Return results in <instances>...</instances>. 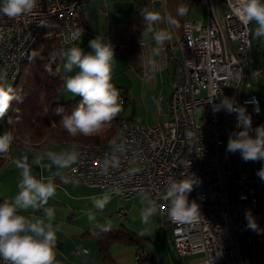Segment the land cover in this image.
Masks as SVG:
<instances>
[{
    "label": "built area",
    "instance_id": "built-area-1",
    "mask_svg": "<svg viewBox=\"0 0 264 264\" xmlns=\"http://www.w3.org/2000/svg\"><path fill=\"white\" fill-rule=\"evenodd\" d=\"M77 1L39 0L32 14L15 19L0 15L8 20V28L0 29V70L9 78L18 54L36 33V23L49 16H56L54 36L66 38V50L77 46L79 39H73L71 33L76 28L84 30L83 10H76ZM196 1L205 6L207 17L204 22L183 26L181 72L172 80L169 120L130 127L112 153L78 152L77 163L66 168L57 181L59 185L112 190L125 203L146 195L165 217L167 179L174 176L175 167H182V177L174 176L176 179L189 173L199 178L189 200L200 204L203 219L193 224L175 222L177 253L183 258L203 255L194 264H264V180L258 176L264 160L245 162L240 152L226 151L230 134L243 129L236 127V113L213 111L223 97L232 98L251 115L253 129L264 126V99L246 94L251 81L263 78L264 71L248 58L251 27L235 11L243 1ZM163 65L161 62L158 68ZM178 90H185V98H178ZM183 113H190V121H183ZM189 132L193 150L185 151ZM250 134L255 137L254 131ZM112 155L118 157L119 167L109 166ZM136 168L140 171H130ZM126 215L125 209L118 210L120 221ZM248 219L254 220L255 230L248 227ZM144 258L137 249V264Z\"/></svg>",
    "mask_w": 264,
    "mask_h": 264
},
{
    "label": "clouds",
    "instance_id": "clouds-1",
    "mask_svg": "<svg viewBox=\"0 0 264 264\" xmlns=\"http://www.w3.org/2000/svg\"><path fill=\"white\" fill-rule=\"evenodd\" d=\"M39 0H0V15L15 19L29 15L38 7ZM185 8L177 9L178 15H183ZM238 18L244 24L255 22V36L264 38V0H243L236 9ZM145 21L144 34L153 31V24L160 17L153 13L142 14ZM170 24H175L174 19H169ZM83 29L76 28L72 31L73 39H79L83 35ZM171 39V34L160 31L154 34V40L158 47L154 48L153 54L158 55L166 40ZM91 51L79 46H72L60 55L65 60L64 71L72 73L78 71L64 80V89L73 96L82 97L79 104L65 114L63 107H57L55 112L62 119L60 123L71 136L78 133L84 136H92L99 132L105 125L110 124L120 115L124 108V101L120 90L114 85L113 68L115 64V48L104 35H97L89 41ZM149 63H153L150 61ZM14 102H22L17 90L8 81V74L0 70V119H3L10 111ZM224 110L228 113H236L237 129H243L230 134L226 151L240 152L245 161L264 160V126L252 128L251 115L243 107H237L232 98L223 97L218 105L213 106V111ZM255 133L253 137L250 133ZM191 132L187 136L191 138ZM13 134L6 132L0 135V153H7L12 142ZM47 157L58 168H69L76 164L79 153L75 150L57 154L47 152ZM22 177L19 183L20 191L12 202L0 203V261L3 264H56L57 233L61 226L54 225V210L48 208L45 219H31L25 215L18 214L19 208L37 207L47 205L50 198L56 194V184L48 180L42 182L30 173L28 157L25 155L14 161ZM108 163V160H105ZM110 167H119V159L112 155ZM130 171L138 172L139 168ZM258 176L264 180V168L259 170ZM199 178L194 173H189L181 179L170 176L166 182L163 199L167 203V215L173 222L182 224H193L201 221L203 216L200 204L196 200H189V195L195 187L199 186ZM93 207L103 212L111 202V196L104 193L100 197L90 198ZM146 205L140 210L142 223L149 224L152 217L159 213L160 207L156 202L146 195L141 203ZM249 214L246 213V219ZM89 221L95 219V213L89 211ZM101 231L110 230L111 222L106 225H97ZM248 227L256 229L254 220L248 219Z\"/></svg>",
    "mask_w": 264,
    "mask_h": 264
},
{
    "label": "crops",
    "instance_id": "crops-1",
    "mask_svg": "<svg viewBox=\"0 0 264 264\" xmlns=\"http://www.w3.org/2000/svg\"><path fill=\"white\" fill-rule=\"evenodd\" d=\"M180 7L186 9L183 15L177 13V9ZM82 13L84 32L79 38L77 46L83 48L85 52L91 51L89 41L97 35H104L113 44L116 60L112 82L119 90L127 91L130 101H132V106L128 108V115L133 112L132 121L138 124L152 125L153 120L150 119L152 112L155 116L153 122H161L162 118L166 116L169 120V101L173 92L172 80L181 72L182 51L180 41L183 37V26L187 22H204L207 17L205 6L200 5L196 0H150L147 13L158 15L160 19L153 24L151 33L143 35L141 42L142 71L140 72L126 53L125 47L116 42L117 28L133 19L136 13V3L133 0H92L83 8ZM170 18L174 19L176 23L170 24ZM250 26H253L251 28L252 34L255 33L257 27L255 22L250 23ZM160 31L170 33L171 39L165 41L158 55H154L152 50L158 47L154 40V34ZM258 39L260 45L264 47V38ZM150 61H153V63H149ZM161 62L164 65L158 68ZM64 63L65 60L61 57L58 67L65 80L68 76L74 75L78 69H74L72 73H66ZM60 95L64 100L79 97L66 92L64 87H62ZM165 106L167 110H165ZM129 110L132 112L129 113ZM2 133L3 120L0 119V135ZM49 151L57 154L62 153L57 149L42 150L38 146L12 149L9 160L0 168V190L4 188V183L9 178L10 172L20 174V170L17 169L14 161L25 155L28 157L32 176L42 182L51 180L56 184L57 190L53 197L54 202L58 207V211H63L61 219L52 221L54 225L61 226V230L57 233L56 264H103L97 244L87 234L91 231H99L100 228L97 225H106L109 221L111 222L110 230H118L119 226L116 220H118V210L121 208H126L127 215L128 212L132 215L131 225H134V219L138 222V226L133 228L132 231L145 236L148 241L155 245L159 244L167 253L170 251V245L172 247L173 245L170 239L167 217L159 213L164 219L160 220L154 216L147 225L142 223L139 217L141 208L147 203V201H145V204L141 203L143 196L136 197L126 207L124 202L112 190H100L77 184L59 185L58 177L66 168H58L47 157L46 153ZM19 191L20 189L17 190V194ZM3 193H0V199L4 201L8 196L13 195L9 191ZM104 193L111 196V202L103 212H99L93 207L90 198L93 196L100 197ZM89 211L95 213V219L92 221L88 219ZM18 214L25 215L33 220L41 219L33 216L32 212H18ZM136 248L140 249L139 247ZM136 248L116 244L112 247L111 254L117 264H133ZM76 249L79 250L78 253L74 252ZM144 249L145 244L140 251L147 254V250ZM156 257L157 262L169 264L163 257H159L157 252ZM180 258L183 257L180 256Z\"/></svg>",
    "mask_w": 264,
    "mask_h": 264
},
{
    "label": "trees",
    "instance_id": "trees-1",
    "mask_svg": "<svg viewBox=\"0 0 264 264\" xmlns=\"http://www.w3.org/2000/svg\"><path fill=\"white\" fill-rule=\"evenodd\" d=\"M133 1L136 3V13L130 22L117 28L116 42L125 47L126 53L140 72L142 71L141 42L146 26L142 14H147L150 0ZM54 32V24H50L31 55L21 65L19 79L13 85L22 102H14L2 119V135L11 132L14 139L8 152L0 153V168L9 160L12 149L38 146L42 150L57 149L62 153L72 148L105 150L119 139L124 122H132L133 112L128 115L132 101L127 91L120 90L124 101L123 111L110 124L104 126L109 127L104 137L97 134L86 137L79 133L71 136L64 129L60 123L62 117L56 114L55 109L63 107L65 114H70L82 97L67 101L60 95L64 76L58 67L61 48ZM3 202L4 200L0 199V203ZM87 236L92 237L96 242L103 264H117L111 255V249L116 244L137 246L139 250L144 247V239L141 235L126 228L106 232L91 231ZM138 264H158V262L154 254L147 253Z\"/></svg>",
    "mask_w": 264,
    "mask_h": 264
},
{
    "label": "rangeland",
    "instance_id": "rangeland-1",
    "mask_svg": "<svg viewBox=\"0 0 264 264\" xmlns=\"http://www.w3.org/2000/svg\"><path fill=\"white\" fill-rule=\"evenodd\" d=\"M254 23V22H253ZM253 25V24H252ZM253 28V26L251 27ZM252 38V43L254 44V47L252 48V58H251V64H258L261 66V68L264 71V47L262 45H260V41L259 39L255 36V33H253L251 35ZM12 84V86L14 85L15 82H9ZM251 89H249L246 94H253L256 95L259 98H263L264 99V76L263 78L260 79H253L251 81ZM75 98H73L72 100H74ZM71 100V99H69ZM67 100V101H69ZM165 110L166 106H165ZM129 113H131V110H129ZM150 119H152L153 121H155V116L152 112V114L150 115ZM166 120H168L167 116L163 117L161 122H165ZM153 124L156 123H160V122H153ZM132 123H136L133 122ZM136 125H138V123H136ZM109 127H103L99 132L95 133L97 135H99L100 137H104L106 135V133L108 132ZM2 135V134H1ZM9 178L7 179V181H5L4 183V188H2L0 190L1 194H4L3 192L9 191L11 192L13 195L8 196L5 201H9L12 202L14 197L17 195V190H19V183L21 182V175L20 174H16L13 172L9 173ZM136 199V198H135ZM134 199V200H135ZM133 200V201H134ZM123 201V200H122ZM133 201H131L130 203H125L124 201V205L126 207H128L129 204H131ZM56 203L54 202V198H50L47 205H37V207H29V209H23V208H19L18 212H25V213H30L32 212L33 216H37L40 217L41 219H43L45 217V213L46 210L48 208H51L54 210L55 213V218L54 219H61L62 215L61 213H63L62 210L58 211V207L55 205ZM126 209V208H125ZM132 215L128 212V215H126V219L124 221V223H122V221H120L119 218H117L119 220H116L119 226V229L121 228H126L129 230H132L133 228L138 226V222L136 219L134 225L130 224V220H131ZM137 217V216H135ZM140 217V216H139ZM156 218L158 217L160 220H163L164 218L158 213L156 216ZM46 218V217H45ZM66 219V218H65ZM138 234V233H137ZM144 240V244H145V251L147 250L146 253L150 252L151 254H154L156 257V252L159 255V257H163L164 260L169 263V264H194L195 262L199 261L200 259L203 258V255H195V256H189L186 258H180V256L176 253V250H174V246L172 247L170 245V251L167 253L163 247H161L159 244L155 245L154 243L148 241L145 236H141ZM263 247H264V233H263ZM96 243V242H95ZM173 245V244H172ZM128 246V245H127ZM135 248L137 246H134ZM137 249V248H136ZM158 250V251H156ZM156 251V252H155ZM112 255V254H111ZM157 259V257H156ZM158 261V260H157ZM159 264H161L160 262H158ZM133 264H137V261L135 260V256H134V260H133Z\"/></svg>",
    "mask_w": 264,
    "mask_h": 264
},
{
    "label": "bare ground",
    "instance_id": "bare-ground-1",
    "mask_svg": "<svg viewBox=\"0 0 264 264\" xmlns=\"http://www.w3.org/2000/svg\"><path fill=\"white\" fill-rule=\"evenodd\" d=\"M92 0H78L76 2V10H83V8ZM243 1V0H242ZM56 23V16H49V19H43L40 20L36 23V33L32 36L29 37V39L26 42V47L23 50L22 53L18 54L16 61L14 63V70L12 72V74L9 76L8 81L9 82H17V80L19 79L20 76V69H21V65L23 64L24 61L27 60V58L31 55V53L33 52L36 44L39 42L40 38L43 36L46 28L50 25V24H54ZM249 27L250 24H249ZM3 28H8V20H6V18H0V29ZM59 44H60V48L61 51H66L67 48V40L64 36H57ZM252 48H253V43L251 40V45L248 49V58H252ZM254 65V64H251ZM256 65V64H255ZM258 65V64H257ZM178 98H185V90H178ZM183 121H190V113H183ZM130 127L131 128H138V125L134 124V123H125L123 124L122 128H121V132H120V137L119 139L112 144L109 148L102 150V151H96V150H86L83 148H72L69 151H77L79 153H92L94 155H103V154H107V153H112L114 152V146H119L124 138V134H129L130 133ZM193 150V137L189 138V137H185V151H192ZM174 176L175 177H182V167H175L174 168ZM261 202L262 204H264V194H261ZM165 216L168 219V223L170 226V239L172 240V244L174 246L175 249H177V229L175 226V222L171 221L167 215V209H166V213ZM142 254L145 255L146 254L141 252Z\"/></svg>",
    "mask_w": 264,
    "mask_h": 264
}]
</instances>
